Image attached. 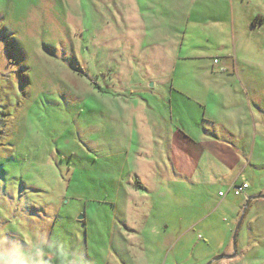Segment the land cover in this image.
Returning <instances> with one entry per match:
<instances>
[{
	"label": "rangeland",
	"instance_id": "rangeland-1",
	"mask_svg": "<svg viewBox=\"0 0 264 264\" xmlns=\"http://www.w3.org/2000/svg\"><path fill=\"white\" fill-rule=\"evenodd\" d=\"M168 35L241 196L172 179L150 134L178 125L137 67ZM0 264H264V0H0Z\"/></svg>",
	"mask_w": 264,
	"mask_h": 264
},
{
	"label": "crops",
	"instance_id": "crops-1",
	"mask_svg": "<svg viewBox=\"0 0 264 264\" xmlns=\"http://www.w3.org/2000/svg\"><path fill=\"white\" fill-rule=\"evenodd\" d=\"M153 38L156 39L144 47L137 67L143 78L153 81L149 94L166 102L170 121H178L176 127L169 122L165 127L158 124L156 129L150 131L152 135L156 132L155 145L163 136L168 140L165 143L169 153L167 167L172 170L171 178L197 186L230 181L231 187L246 182L240 180V176L247 169L244 166L246 160L236 153L238 158L234 161L228 150H233V153L242 151L235 144L222 139L217 132L218 120L213 110L215 107L208 112L209 99L211 106L215 104L211 95L216 92V85L214 82L202 83V67L199 77L192 83L176 82L177 60L181 50L178 46L181 47V44L175 40V46H172L169 43L173 41L170 35ZM190 47L192 57L202 58V44L198 46L199 53H193V49L197 48L195 45ZM226 84L231 87L230 82L223 85ZM218 89L221 90V85ZM220 109L222 108L218 106L217 110ZM160 175L163 176L162 172Z\"/></svg>",
	"mask_w": 264,
	"mask_h": 264
},
{
	"label": "built area",
	"instance_id": "built-area-1",
	"mask_svg": "<svg viewBox=\"0 0 264 264\" xmlns=\"http://www.w3.org/2000/svg\"><path fill=\"white\" fill-rule=\"evenodd\" d=\"M249 188V184L244 182V183H241V184H235L234 186H232L230 188V190L234 193L235 196H241L243 194V192ZM229 190V191H230ZM220 196H224V193L223 192H220L219 194Z\"/></svg>",
	"mask_w": 264,
	"mask_h": 264
},
{
	"label": "water",
	"instance_id": "water-1",
	"mask_svg": "<svg viewBox=\"0 0 264 264\" xmlns=\"http://www.w3.org/2000/svg\"><path fill=\"white\" fill-rule=\"evenodd\" d=\"M247 204H248V202H247ZM80 218H82V216H80Z\"/></svg>",
	"mask_w": 264,
	"mask_h": 264
}]
</instances>
